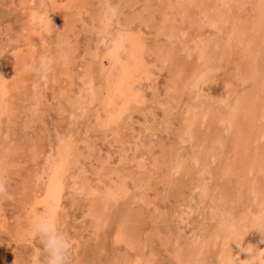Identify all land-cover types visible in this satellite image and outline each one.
Returning <instances> with one entry per match:
<instances>
[{"label": "rangeland", "instance_id": "rangeland-1", "mask_svg": "<svg viewBox=\"0 0 264 264\" xmlns=\"http://www.w3.org/2000/svg\"><path fill=\"white\" fill-rule=\"evenodd\" d=\"M256 2L0 0V173L9 189L0 264H45L26 228L45 213L50 188L52 212L76 241L71 264H251L247 248L264 253L254 229L264 217V77L250 78L247 60L264 68V27H250ZM121 73L134 91L112 104L109 82ZM244 98L263 111L242 106L229 123Z\"/></svg>", "mask_w": 264, "mask_h": 264}, {"label": "bare ground", "instance_id": "bare-ground-1", "mask_svg": "<svg viewBox=\"0 0 264 264\" xmlns=\"http://www.w3.org/2000/svg\"><path fill=\"white\" fill-rule=\"evenodd\" d=\"M191 1V0H190ZM242 1V0H241ZM184 2V1H183ZM232 2V1H231ZM235 4V3H234ZM256 4H257V2H256ZM237 5V4H236ZM211 8V7H210ZM223 8V7H222ZM242 8V7H241ZM256 8H257V10H258V16H257V19L255 20L256 22H254V21H252L253 23H251L252 24V26H250V27H253V24H255L254 25V27H255V30H256V28H259V29H261V30H263V27H264V2H262V0H258V4H257V6H256ZM204 9V8H203ZM243 9V8H242ZM219 11L220 12H217L216 14H214L215 16H214V18H213V22L214 21H218L219 20V18L221 17H223V11L222 10H220L219 9ZM222 11V12H221ZM208 14V13H207ZM210 15V14H209ZM227 15V14H226ZM231 15V14H230ZM225 16V15H224ZM211 17V16H210ZM227 17H228V15H227ZM209 18V17H208ZM220 18V20H222ZM238 18V17H237ZM212 20V19H211ZM216 23V22H215ZM229 24V23H228ZM242 24V23H241ZM246 24V23H245ZM222 25H223V23H222ZM205 26V25H204ZM209 26V25H208ZM215 28L217 27V26H214ZM221 27V26H220ZM239 27V26H238ZM237 27V28H238ZM236 28V27H235ZM244 28H246V26L244 27ZM165 30H167V29H165ZM222 30H224V29H222ZM244 30H246V29H244ZM258 30V29H257ZM256 30V32H258ZM254 31V30H253ZM252 32V31H251ZM262 32V31H261ZM119 33V32H118ZM167 33V32H166ZM245 34V33H244ZM253 34V33H252ZM256 34V37L257 38H260V37H258V35H257V33H255ZM259 34V33H258ZM261 34L262 33H260V35L259 36H261ZM225 35V34H224ZM230 35V34H229ZM237 35V34H236ZM254 35V34H253ZM263 35H264V31H263ZM262 35V36H263ZM231 36V35H230ZM264 37V36H263ZM262 37V38H263ZM224 38V37H223ZM240 38V37H239ZM216 39V38H215ZM230 39H232V37L230 38ZM252 39V38H251ZM116 40H118V42H119V46L121 45L120 44V42L121 41H123L124 39L123 38H120V39H116ZM247 40V39H246ZM263 40V39H262ZM220 41V40H219ZM229 41V40H228ZM216 42H218L217 40H216ZM233 42V41H232ZM245 42V41H244ZM248 42V41H247ZM214 43H215V40H214ZM229 43H230V41H229ZM256 44H257V42H256ZM261 44V43H260ZM222 45V44H221ZM225 45V44H224ZM169 46V45H168ZM252 46V45H251ZM258 46V45H257ZM170 47V46H169ZM206 48H208V47H206ZM251 48V47H250ZM249 48V49H250ZM171 51V50H170ZM202 52H200L199 54H200V58L201 59H203V57L202 56H204V58L206 57V52L205 51H207V50H204L203 48H202V50H201ZM247 51H249V50H247ZM246 51V55H248V56H250L251 54H253L254 52L251 50V51H249L250 53L251 52H253V53H251V54H247L248 52ZM255 51V50H254ZM261 51H263V49H261ZM136 51H133L132 52V55H135L136 53H135ZM168 52V51H167ZM260 52V51H259ZM133 53H135V54H133ZM165 53V52H164ZM238 53V52H237ZM262 53V52H261ZM208 54V53H207ZM244 55V54H243ZM259 55V54H258ZM247 56V57H248ZM264 56V55H263ZM208 57V56H207ZM252 56H250V58H246L248 61L251 59V65H250V70L251 71H249L250 73V78H253L254 80H257V81H259V82H262L261 81V79L264 77V68H263V65L262 64H260L261 62H259V63H257L256 61H258L257 59H256V61L254 62L253 60H252V58H251ZM254 57H255V55H253V59H254ZM264 58V57H263ZM245 59V58H244ZM199 60V59H198ZM204 60V59H203ZM206 60H207V58H206ZM255 60V59H254ZM261 60H262V57H261ZM112 61V60H111ZM247 61V62H248ZM253 61V62H252ZM249 63V62H248ZM204 64V63H203ZM125 65H126V63H124L123 64V66L125 67ZM122 66V67H123ZM215 66V65H214ZM123 67V68H124ZM129 70V69H128ZM130 72H132V70L131 71H129V73L127 74V75H129L130 74ZM248 73V72H247ZM6 77V76H5ZM249 79V78H248ZM264 79V78H263ZM128 80V78H126L125 77V75H122V73L120 74V77L116 80V81H110L109 82V85H111L112 84V90H111V93L113 94L112 95V98H110V100L112 99V104L113 103H116V101H117V98H119V100H123V99H125V100H127L128 99V97H130L131 95H132V93H133V89L130 87V85H129V82L127 81ZM247 81V80H246ZM264 81V80H263ZM113 83H114V85H113ZM262 83H264V82H262ZM90 84V83H89ZM257 84H258V82H257ZM259 85V84H258ZM89 87V86H88ZM262 92V91H261ZM135 93V92H134ZM139 95V94H138ZM132 97H134V96H132ZM142 97V96H141ZM250 97V96H249ZM263 98V97H262ZM261 98V99H262ZM132 100H133V98H131ZM130 99V100H131ZM264 99V98H263ZM244 100V101H243ZM243 100H240V101H236V104L235 105H232L233 106V111H232V113H231V116H229V117H231L232 119H230L229 118V123L231 122V120H234L235 118L237 119V116H239L240 115V112H241V110H240V108L242 107V106H244V107H246V106H248V110L247 111H252V110H254V108H256V106H257V102L256 101H251L249 98H247V99H243ZM129 101V100H128ZM135 101V100H134ZM138 101V100H137ZM262 101V100H261ZM122 102V101H121ZM261 103V102H260ZM262 103H263V101H262ZM118 104H119V102H118ZM117 104V105H118ZM123 104V103H122ZM121 104V105H122ZM123 105H125V104H123ZM191 106V105H190ZM258 106H259V103H258ZM107 107H110V108H112L110 105L109 106H107ZM114 107V106H113ZM244 107H242V108H244ZM260 107V109H258V108H256V109H258L259 110V112L261 113V111H263L264 110V103H263V105H262V107H263V110L261 109V106H259ZM115 108V107H114ZM118 108V107H117ZM126 108V107H125ZM229 109V108H228ZM230 109H231V107H230ZM231 109V110H232ZM247 109V108H246ZM251 109V110H250ZM111 110H113V109H111ZM118 110V109H117ZM201 110V109H200ZM239 110H240V112H239ZM261 110V111H260ZM120 110H118V112H119ZM193 111V110H192ZM256 111V110H255ZM255 111H253V113H255ZM111 111H109V113H110ZM114 112V114H115V111H113ZM117 112V111H116ZM228 112V111H227ZM231 112V111H230ZM237 112H238V114H237ZM244 113H246L245 112V108H244V111H243ZM122 113V112H121ZM124 113V112H123ZM229 113V112H228ZM249 113V112H248ZM113 114V113H112ZM194 114V113H193ZM193 114H191V116H193ZM196 114V113H195ZM199 114V113H198ZM204 114V113H203ZM223 114V113H222ZM241 114H242V112H241ZM262 115V117L264 116V112L263 113H261ZM243 115V114H242ZM253 115V114H252ZM256 115H258L257 116V118L258 117H261V116H259L260 114H258L257 112H256V114L255 115H253V121L254 120H256L255 118H256ZM113 116V115H112ZM118 116V115H117ZM120 117V116H119ZM203 117V116H202ZM221 117V116H220ZM224 117V116H223ZM222 117V118H223ZM243 117V116H242ZM255 117V118H254ZM114 118V117H113ZM196 118V117H195ZM221 118V119H222ZM245 115H244V121H245ZM120 119V118H119ZM227 119V117H225L224 119H223V121L224 120H226ZM240 119V118H239ZM242 119V118H241ZM247 119V118H246ZM110 120H111V118H110ZM115 121L116 120H118V119H114ZM189 120H191V119H189ZM260 120V118L259 119H257V121L256 122H258ZM213 121V120H212ZM221 121V120H220ZM241 120H239V121H237V123L239 124V122H240ZM244 121H241L240 123H242V122H244ZM247 121V120H246ZM248 121H249V119H248ZM247 121V122H248ZM109 122V119H108V121H107V123ZM111 122V121H110ZM117 122V121H116ZM191 123L193 122L192 120L190 121ZM215 122V121H214ZM222 122V121H221ZM226 124H227V122L226 121H224ZM235 122V121H234ZM256 122L254 121V123H253V128L255 127V125H256ZM194 123V122H193ZM228 123V124H229ZM232 123H233V121H232ZM236 123V122H235ZM249 123V122H248ZM111 124H113V122L111 123ZM237 124V125H238ZM246 125V123H243V125ZM255 124V125H254ZM191 125V124H190ZM229 125H231V124H229ZM229 125H228V127H229ZM242 125V124H241ZM249 125H251V128H252V124H251V122L249 123ZM249 125H248V127H249ZM264 124H262L261 126H263ZM236 126V125H235ZM234 126V127H235ZM240 126V125H239ZM257 126H259V125H256V127ZM231 127V126H230ZM243 127V126H242ZM260 127V126H259ZM225 128V127H224ZM232 128H233V126H232ZM236 128H238V126L236 127ZM244 128V127H243ZM247 128V127H246ZM263 128L264 127H262V131H264L263 130ZM230 129V128H229ZM233 129H235V128H233ZM249 129H250V127H249ZM237 130V129H236ZM235 130V131H236ZM251 130V129H250ZM241 131L242 130H240V133H241ZM251 132V134H252V131H250ZM218 133V132H217ZM243 133V132H242ZM249 133V132H248ZM234 134H235V132H234ZM246 134V133H245ZM264 134V133H263ZM117 135V134H116ZM207 135V134H206ZM262 135V134H261ZM260 135V136H261ZM221 136V135H220ZM246 136H248V134L246 135ZM253 136V135H252ZM251 136V137H252ZM226 137V136H225ZM259 137V136H258ZM262 137H263V135H262ZM204 138H205V136H204ZM250 138V137H249ZM253 138V137H252ZM223 139H224V137H223ZM221 140H222V136H221ZM220 140V138H219V141H221ZM225 141V140H224ZM223 142V141H222ZM69 143V142H68ZM64 144H65V142H64ZM63 147L62 148H65V146L64 145H62ZM69 146H67V148H68ZM57 148H59V147H57ZM61 148V147H60ZM61 148V149H62ZM66 148V149H67ZM70 148V147H69ZM75 148V147H74ZM77 148V147H76ZM61 152V151H60ZM69 152H71V151H69ZM54 153H56V152H54ZM54 153H52L53 155H54ZM63 153V152H62ZM57 154V153H56ZM59 155V154H58ZM64 155H66V156H68L67 154H64ZM204 155V154H203ZM164 156V155H163ZM53 157V156H52ZM198 157H200V155H198ZM54 158V157H53ZM52 158V159H53ZM61 158V157H60ZM66 158H69V157H66ZM71 158H72V156H71ZM73 158H75V157H73ZM55 159V158H54ZM57 159V158H56ZM64 160H65V157H64ZM257 160V159H256ZM54 161V160H53ZM58 161L60 162V160L58 159ZM70 162H71V160H70ZM196 162H197V159H196ZM53 163V162H52ZM64 163H66L65 161H64ZM54 164V163H53ZM68 164V163H67ZM252 164V163H251ZM255 164H257V162L255 163ZM57 165H59V164H57ZM181 165V164H180ZM71 166V165H70ZM57 167V171H59V169H60V166H56ZM209 167V166H208ZM209 168H211V167H209ZM203 170V169H202ZM206 170V169H205ZM252 170V169H251ZM65 171V170H64ZM199 171V170H198ZM60 173V172H59ZM61 174V173H60ZM57 175V174H56ZM122 178V177H121ZM123 180H125V179H123ZM122 180V181H123ZM200 180H201V178H200ZM252 180V179H251ZM254 181V180H253ZM252 181V182H253ZM56 182H58V181H56ZM125 182V181H124ZM124 182H121V183H124ZM202 182L203 181H200L199 183H201L202 184ZM120 183V184H121ZM126 183V182H125ZM200 184V185H201ZM203 184H205V183H203ZM245 184H247L248 185V183H245ZM255 185L256 183H252V185ZM119 185V184H118ZM118 185H114L115 187H119ZM122 185V184H121ZM125 185V184H124ZM253 185V186H254ZM56 186V185H55ZM86 186V185H85ZM113 186V187H114ZM123 186V185H122ZM246 186V185H245ZM256 186V185H255ZM255 186L253 187V188H255ZM202 187V186H201ZM84 189H86L87 187H83ZM125 186H124V189H120L119 191H121V190H125ZM208 188H209V186H208ZM243 188V187H242ZM118 189V188H117ZM117 189H112L111 190V188H109V193L108 194H110V193H112V194H116L117 192H116V190ZM54 190V191H53ZM52 190V188H50V190L48 191V194H47V196H46V199H45V202H44V211L45 212H52V210H53V207H54V204H55V202H56V190L55 189H53ZM82 190V189H81ZM87 191V190H86ZM107 191V190H106ZM246 193V192H245ZM119 194V193H118ZM116 196V195H115ZM114 195H113V197H115ZM112 197V198H113ZM108 200H110L109 199V195H108ZM107 200V201H108ZM112 201V200H111ZM90 205H92L91 203H89ZM88 206V205H87ZM93 206H91V208H92ZM97 207V206H96ZM92 209H95L94 207L92 208ZM97 209V208H96ZM98 211V210H97ZM242 215V214H241ZM224 221H226L225 219H224ZM230 221V220H229ZM231 223H232V220L230 221ZM233 222H235V221H233ZM237 223V222H236ZM234 224V223H233ZM233 224H231V225H233ZM240 224V223H239ZM224 225H225V223H224ZM226 226V225H225ZM235 226V225H234ZM239 225H237V227H238ZM229 227V226H228ZM232 227V226H231ZM220 228H223V226L221 227L220 226ZM235 228H236V226H235ZM233 229V228H232ZM226 230V229H225ZM230 230V229H229ZM222 232V231H221ZM228 233V232H227ZM229 233H230V231H229ZM228 233V234H229ZM225 235V234H224ZM223 235V236H224ZM225 237H227V235H225ZM229 237V236H228ZM230 238V237H229ZM231 240V239H230ZM233 248V247H232ZM231 248V249H232ZM229 251V250H228ZM231 252V251H230ZM229 252V253H230ZM233 253V252H232ZM230 255H231V257H232V254L230 253ZM227 256L228 255H226V258H227ZM228 258H230V256H228ZM227 258V259H228ZM231 259V258H230Z\"/></svg>", "mask_w": 264, "mask_h": 264}, {"label": "clouds", "instance_id": "clouds-1", "mask_svg": "<svg viewBox=\"0 0 264 264\" xmlns=\"http://www.w3.org/2000/svg\"><path fill=\"white\" fill-rule=\"evenodd\" d=\"M264 2V0H262ZM9 197L8 178L4 173H0V200ZM254 229L264 233V217L255 225ZM26 233L31 239H38L46 254L45 264H71L73 249L76 245L74 238L61 229L60 222L53 212H45L32 218L26 228ZM245 237H234L232 241L243 244ZM252 253L251 264H256L254 257L264 256V253Z\"/></svg>", "mask_w": 264, "mask_h": 264}]
</instances>
